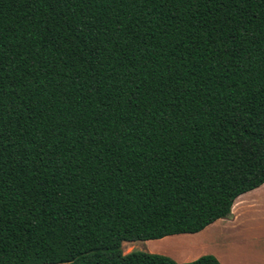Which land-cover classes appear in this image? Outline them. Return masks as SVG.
Here are the masks:
<instances>
[{
  "label": "trees",
  "instance_id": "16d2710c",
  "mask_svg": "<svg viewBox=\"0 0 264 264\" xmlns=\"http://www.w3.org/2000/svg\"><path fill=\"white\" fill-rule=\"evenodd\" d=\"M264 184V0H0V264L177 263Z\"/></svg>",
  "mask_w": 264,
  "mask_h": 264
},
{
  "label": "crops",
  "instance_id": "0c3cea01",
  "mask_svg": "<svg viewBox=\"0 0 264 264\" xmlns=\"http://www.w3.org/2000/svg\"><path fill=\"white\" fill-rule=\"evenodd\" d=\"M189 237L199 242L188 247L196 256L179 263L212 255L220 264H264V184L239 196L228 218Z\"/></svg>",
  "mask_w": 264,
  "mask_h": 264
},
{
  "label": "rangeland",
  "instance_id": "374dc122",
  "mask_svg": "<svg viewBox=\"0 0 264 264\" xmlns=\"http://www.w3.org/2000/svg\"><path fill=\"white\" fill-rule=\"evenodd\" d=\"M189 236H193V234L169 236L160 240L123 243L122 251L124 254L134 251L145 253H150V251H153L154 253L150 254L166 256L179 263L177 260H188L196 256L195 253L188 251V247L192 244L197 247L199 242L196 240V238H190Z\"/></svg>",
  "mask_w": 264,
  "mask_h": 264
}]
</instances>
